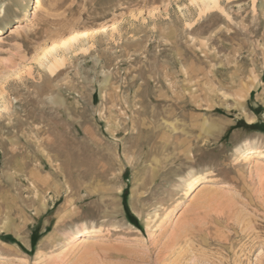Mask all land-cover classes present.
<instances>
[{"label":"rangeland","instance_id":"1","mask_svg":"<svg viewBox=\"0 0 264 264\" xmlns=\"http://www.w3.org/2000/svg\"><path fill=\"white\" fill-rule=\"evenodd\" d=\"M203 8L0 0V264H264V0Z\"/></svg>","mask_w":264,"mask_h":264},{"label":"bare ground","instance_id":"2","mask_svg":"<svg viewBox=\"0 0 264 264\" xmlns=\"http://www.w3.org/2000/svg\"><path fill=\"white\" fill-rule=\"evenodd\" d=\"M31 0H29V2H30ZM197 1H199L202 5H203V9H210V10H212V9H215L214 7H216L217 5H218V3L220 2V0H197ZM209 11V10H208ZM203 12H204V10H203ZM19 26H17V28H18ZM77 38L76 37H73L72 39H71V41H75ZM68 44V42H66V43H64V45H67ZM49 53L50 52H55V47H53V48H51L49 51H48ZM258 159H262V155L261 154H259L258 156ZM259 161V160H258ZM198 180H193V181H191L189 184H188V190L189 191H191V190H193L194 188H195V186L196 185H198ZM204 183V182H203ZM232 217V216H231ZM232 219V218H231ZM220 222V221H219ZM236 223H237V221H236ZM217 224H220V223H218L217 222ZM226 226H228V227H233L229 222H226ZM240 226V225H239ZM216 228H217V226H216ZM243 229V228H242ZM196 232H200V233H202L203 232V230L202 229H197V231ZM94 233V232H93ZM211 233H209V235H210ZM231 245V244H230Z\"/></svg>","mask_w":264,"mask_h":264},{"label":"trees","instance_id":"3","mask_svg":"<svg viewBox=\"0 0 264 264\" xmlns=\"http://www.w3.org/2000/svg\"><path fill=\"white\" fill-rule=\"evenodd\" d=\"M130 218H132V215L130 214ZM132 223L136 224V221L134 219H132Z\"/></svg>","mask_w":264,"mask_h":264}]
</instances>
